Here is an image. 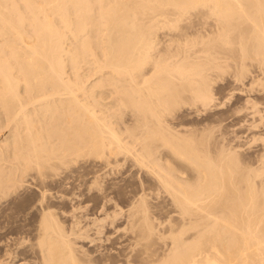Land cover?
<instances>
[{"label": "bare ground", "instance_id": "obj_1", "mask_svg": "<svg viewBox=\"0 0 264 264\" xmlns=\"http://www.w3.org/2000/svg\"><path fill=\"white\" fill-rule=\"evenodd\" d=\"M159 35H162V40L166 37L168 38L167 40L161 41ZM173 41L176 42L177 45V48L173 47V51L174 49H183L186 51L185 49L188 50L190 49L189 47H195L196 45L202 46L203 50L206 52L210 51L209 54L211 51L214 50V52H216L218 48L223 47L225 49L239 47L241 50H245L244 52L248 49L254 52V55H257L261 62L263 61L264 63V0H0V114L5 116L6 121L16 125L15 128L18 127L20 129V126L24 124L22 129H16L18 130V134L15 135L17 138L14 136V139L16 138L17 140H13V143L11 142V147H13L11 156L14 161L10 168L12 174H7L5 172L3 174V170L0 168V217L2 219L0 221H3V225L0 223V246H2L4 242L7 243V239H9L11 244H5V246H7V248L8 246L10 247L14 244L12 236L22 233L28 234L30 232L32 236L28 235L33 238L32 242L34 241L33 244L31 243L30 247H27L29 248L28 250L33 253V255L30 254L33 256L32 260H28V258L25 259L24 257L20 258L18 261L13 260V256L16 254L25 255L27 249H23V247L19 249V245H17L18 249L15 251H19L17 253L15 252L16 254L14 251L12 252L13 248H11V250L8 248L5 249L3 253L1 252L0 264H14L20 261H25L24 264L94 263L92 260L90 263L88 261L89 257L87 258L86 255L85 257L88 260L82 256L83 254H79L73 246L74 244L71 243L72 239L70 240V238H68L70 236H66L67 234L72 235L71 231H69L67 227H61V225L65 223L62 221L63 217L61 219L63 224L61 221L59 222L58 218L64 214L61 213L59 217L57 216L58 210H60L61 207L58 205L60 209L56 208L57 202L54 203L56 200H53V197H55L52 194L53 190H51L50 187V190L45 188V185L48 184L49 186L47 178L49 177L48 174L54 171L52 168L58 169L59 167L57 166H59V163L63 162L66 158H72L69 161H75L79 156V159H81V156H84V154H90V157L91 154H94L96 157L108 160L112 155L116 158L117 154H126L128 152L129 148L127 149V146L122 143L123 139L119 136L122 132L121 129H119L121 132L118 133L119 131H116V126L111 122L114 120L115 124V122L118 121L116 118L118 115L115 117L117 120L113 119L114 115L113 117L111 116V121L109 120L111 118L108 119L103 115V113L106 112L104 111L105 107H108L107 104H103L100 100L104 99L102 96L104 93L107 94H105V98L116 95V97L113 96L116 98L114 99L116 100L115 103L117 102L115 106L123 107V111L131 107L132 110H136L137 115H140V113L144 111L147 112V114H149L148 117L147 115L146 117L143 115L145 120L149 118V116L150 118H155V123L158 125L155 126V124H153L154 122L151 124L156 128H154V126H152L153 128L149 127L148 125L150 123L148 121H146L148 125L142 123V118L140 120V117L135 122L136 127L142 129L144 140L147 138L153 139L152 142L145 145L146 152L149 155L153 154L152 152L155 151L154 147L152 148L154 150L152 152L150 151L151 145L166 150L165 158L164 153H162L163 155L160 154V157L163 156L161 159L164 158L163 161L165 162H161L163 165L158 167L157 165L159 163H157L156 167L158 173L156 170L153 172L154 174H158H156V176L158 181L161 182L165 188L163 190H166L167 193L170 194L171 197L169 198L173 199L179 211V217H176L178 220L174 217L176 221L175 224L167 222L168 226L170 224L169 231L166 230L167 232L165 231L166 234L164 232V236L169 232V239H167L169 242L167 245L165 244L166 242H164V244L160 242L162 245L167 246H165V250L163 248L164 246L161 248V246H159L161 244H157L160 249L164 250L162 255H159L160 251L158 252V250L154 249L158 252L157 254V252L152 249L154 245L151 243L150 245H153L150 246L152 250L149 246L145 248L144 252L140 250L144 254L143 257L139 255L140 258L137 259L136 256L138 255L136 254L140 251H138L139 249H135L138 251L137 253H135V250V252L133 251L135 254V256H133L137 259H135L137 262H131L128 259L122 261L121 258V263L119 259H117L118 264H264V174L257 172V169L255 170V172H257L256 174L239 173L237 169L243 164L239 162L240 166L238 165L239 160L237 157V164H234L236 161L233 163V167L235 168H232L231 164L228 171H224L225 169L223 167L225 164H222L223 159L219 157L217 161V157L214 156L213 158L211 156L210 150H207V148H200L201 146L199 147V145H201V143H198L199 145L195 143L197 140L194 142V140L192 141L185 136H177V132L178 134L182 132L180 133L176 131V129L174 133L168 132L167 129L164 130L162 128L163 131L160 129L162 127H160L161 118L159 117V113L155 111L159 108L157 105L160 106L166 104L169 100L171 101L172 99L182 97L185 92L194 94L196 97L202 99V101H207L212 97L208 89L197 86L198 83L200 85L203 73L202 69L205 70L206 68L200 69L199 67H203L205 63L202 62L203 65L193 63V54H191L192 52L190 53L189 50L185 53L183 51L181 54L177 51L173 53L172 49L169 48L171 45L174 46ZM68 42L69 44H67ZM164 45L166 46L165 49L159 48ZM197 49L198 47L196 51H198ZM219 52L222 51L220 50ZM196 54L197 57L203 55H201L200 52L199 55L198 52H194L195 56L193 55V58L196 57ZM213 54L215 56V53H212V55ZM202 58L201 61L203 60ZM210 60L212 59L210 58ZM217 61L214 62L216 65ZM206 63L208 62L206 61ZM83 65H87L90 69H88V71L87 69L82 70L84 69ZM216 65H214V67ZM209 66H211V64ZM209 69L211 70L212 68ZM81 70L87 71V73L83 74ZM95 75L97 77L101 75V77L99 76L100 79L98 82L93 83L90 78L95 77ZM208 75L207 73L206 77ZM203 76H205V74ZM89 80H91L92 83H87ZM104 86H109L110 90H107V92L101 91L102 94L100 92L96 93V91H99V88L102 89ZM152 96H155L153 97L155 98L154 102ZM104 100L106 101V99ZM178 101L180 102V100ZM197 101L199 100H196V102ZM112 102L111 105L114 106V102ZM169 102L167 103L168 106H170ZM175 103L177 102L174 101V105ZM100 105L104 109H102V107V110L100 108L98 109ZM168 106L162 107L165 109L168 108ZM110 109L107 110L109 116L112 114L109 112ZM113 109L114 107L112 110ZM132 110H130V112ZM174 110L175 109H173V111ZM38 111H41L44 115H47L48 112L54 115L57 113V119L61 120V126L58 122L60 127L58 124H55L58 120L54 124L59 127L61 131H66L65 135L59 138L63 133L59 130L61 135L52 133L57 136L56 139L59 138L61 143L65 145V147L63 145L64 148L59 152L60 157L57 156L58 151H55L60 146L57 148H55V146L53 150V141L50 140L54 135L49 132L52 136L47 137L45 135V137L35 128L36 123L33 121L36 120H32L33 118L31 115L33 113L35 114V112L38 113ZM120 112L122 111L119 107V113ZM127 112H129V109ZM41 113L39 114L41 115ZM125 113L123 114L125 115ZM131 114L133 116V113ZM48 115L53 118L51 114ZM124 115H122V118ZM161 115L160 113V116ZM55 118L56 117L53 119ZM135 118H133V120ZM53 119H51V121ZM129 119L128 121H130V124H133L131 123L132 117ZM122 120L124 121V119ZM43 121L45 120L43 119ZM122 123L125 124V122ZM163 123L164 121L162 124ZM48 124H46V127L44 124L42 128L49 129V126H47ZM54 124L51 126L54 127ZM165 125L167 124L165 123ZM56 126L53 129L52 127L50 128L54 130ZM5 127H7L6 124ZM37 127L39 128V126ZM119 127H121L120 124ZM130 127H132V125ZM42 128H39V130ZM170 129L171 128H169V131ZM171 130H173V128ZM128 131L130 132L131 130H126V134ZM59 132L56 133L60 134ZM124 132L123 134L125 135ZM46 134L48 135V132ZM129 134H131V132ZM182 135H184V133H182ZM185 135L189 137L188 134L185 133ZM191 135L194 136L193 134ZM54 138L55 137H53L52 140H54ZM195 138L197 139V137ZM205 144L206 143H204V147H206L208 143ZM8 149V146L6 148H0V155L7 153L9 151ZM233 149L234 147H232V150ZM220 151L223 152L221 149ZM225 153H227V151ZM227 154H229V151ZM130 155H132V153ZM139 155L143 156L145 154ZM142 156L139 158L142 159ZM160 157L158 158L159 160ZM227 157H229V155ZM8 158H10V156ZM143 158H145V156ZM229 160L231 161V159ZM65 161L68 162L67 160ZM76 162L77 161H75V163ZM65 163L63 165H67ZM262 165L261 168L264 170V166ZM0 166L3 165L1 164ZM48 169H52V171L49 170V172H47ZM76 176L75 178L72 176V179H76ZM52 177H49L48 180H55V178H58L56 173L54 174V178ZM60 179H62V177L57 180ZM153 181L155 182V180ZM50 182V184L53 183V181ZM159 182L156 184H159ZM29 187L31 188L30 190H33V193L34 191L38 192L36 196L39 194V196H37L39 197L37 198L39 204H37V200H33L37 201L35 202L37 206L34 204L33 206L36 207H30L31 209L28 208L29 210L27 209L28 211L26 214L24 213V216L22 214L20 215V218L21 216L24 217H22L23 222L26 223L24 225H27V227L23 226V224L21 226H16V224H21L19 222L20 218L12 214V206H10L12 207L11 210L7 206H9V204L12 205L18 195H22L26 192L24 195L26 196V194L29 193V191L27 192V188L29 189ZM159 187L161 188V186ZM17 190L21 191L18 192ZM66 196L69 197L71 195ZM62 197L59 198L62 199ZM143 197L145 198V195ZM171 199L169 201H171ZM64 201L68 200L65 199ZM132 201L133 200H131V202ZM145 202H143V207H145ZM31 203L33 202L31 201ZM175 204H173V207ZM13 206L15 208L16 205L13 204ZM140 206L142 207V204ZM18 207L20 206H16L17 209ZM16 208L14 210H16ZM133 208H135V206ZM139 210V212L143 211V209L141 210L140 208ZM171 212H176L174 214H177V211L172 210ZM129 213L131 212L129 211ZM147 214L149 213H146V215ZM171 214L170 216L173 215ZM142 216L143 215H140L139 218ZM16 218H19V223H15L17 220ZM169 218L168 220H170ZM172 219L171 221L175 222ZM101 220H103V218ZM150 220L152 221V219ZM77 222L78 221H76V223ZM129 222H127L128 225L130 224ZM142 224L143 226L140 225V228L138 227V233H135L138 236L143 232L150 233V229H152L150 228L151 226L149 227L148 225L146 216ZM149 224H151V222ZM133 225L130 228L131 230L134 227ZM66 228L70 233L66 231L67 234H65L64 229L67 230ZM153 229L156 231L155 227ZM78 231L80 230L76 232ZM135 234L133 236H135ZM159 234L155 233L154 235L158 236ZM20 237H18V239ZM23 238L22 243L25 241H23ZM130 239H132V237ZM73 240L72 242L75 241ZM135 240L133 239V242ZM99 241L103 243V240L100 239ZM141 241L144 242L143 240ZM159 241H163V239ZM142 242L141 245H143ZM146 243H149L148 240ZM146 243L144 245L147 247ZM1 248L0 250H3ZM81 251H83V249ZM81 253L86 254L84 251ZM123 256L126 257L127 255ZM105 260L108 261V263L111 261L107 260V258ZM103 262L105 263V261L101 263ZM111 263L116 264L114 262Z\"/></svg>", "mask_w": 264, "mask_h": 264}, {"label": "rangeland", "instance_id": "obj_2", "mask_svg": "<svg viewBox=\"0 0 264 264\" xmlns=\"http://www.w3.org/2000/svg\"><path fill=\"white\" fill-rule=\"evenodd\" d=\"M159 37H161V38H159L161 41L167 40V38H168V37H166V38L163 37L164 39L162 40V35H159ZM173 43H174V46L171 45L169 47L170 49H172V51H173V47L177 48L176 42L173 41ZM67 44H69V42ZM165 47L166 46L164 45L163 47H159V48L165 49ZM195 47L196 48L198 47V49H197L198 51H196ZM195 47H189L190 49L192 48L194 50L193 51L191 49L192 50L191 51L190 49H188L189 52L190 53L192 52L191 54H193V55H194V52L195 53L198 52V55H199V52H200L201 55L203 54L202 55L203 58H202V56L201 57L200 56L197 57V54H196L197 59H196V57H194L195 58L194 59L193 55H192V59H193L192 62L193 63H199V64H202V62L205 63V65L202 64L203 67H199L200 69L206 67L205 70L202 69L203 70L202 78H201L202 82L200 81V85L198 83L197 86H201V87H204V88L208 89L212 97H210L208 99L209 101L207 100L208 101L207 102L206 100L202 101V99H200L199 97H196L192 93L185 92L184 93L185 95L183 94L182 97L172 99L171 101L169 100L171 102L170 103L168 101L170 106L167 105L168 102H166V104L160 105L161 107L159 105H157V107H159V108H157L155 111L159 113V117L161 118L160 127L162 126L161 128L160 127H158V128H160V129L163 128L164 130L167 129L168 132H173V133H174V130L176 129V131H179L180 133L181 132L184 133V135H182V133L178 134V132H177V136H185L186 138H188V139H190L192 141L194 140V142L197 140L195 143L196 144H198V143L200 144L201 143V145L198 144L199 147L201 146L200 148H203V149L207 148V150L211 151V156L213 158H214V156L217 157L216 160L218 161L219 157H220V159H223L222 160V164L223 165L224 164L225 165L228 164L226 166L224 165V167H223L225 169L224 171H226V170L228 171V168L231 167V164H232V168H235L233 166H234V164H237V161L239 160L238 161V165H239V162H240V164H243L241 166L239 165L241 167V169H240V167L237 169V171L239 173L242 172V173L256 174L257 172H261V174H264V170H262V168H261V165L264 164V157H262V156H264V154H263L264 153V74H263L264 73V63H263V61L261 62L259 57H257V55H254L255 53L252 52L251 50L246 49V52H244L245 50L243 51L239 47L238 48L237 47H235V48H226V49L224 47L223 48H218L217 51L215 50L216 52H214V50H213V51H211L210 54H209L210 51L209 52L204 51L203 47L200 46V45L199 46L196 45ZM180 50H181V52H180ZM185 50L188 51L187 49H185ZM220 50L222 52H219ZM247 50H248V52H247ZM169 51H171V50H169ZM175 51H177V52H179V54H181L184 50L183 49H174L173 53H176ZM186 51H184V53ZM203 51H204V53H207V54H204ZM239 52H240V56H239ZM249 52L250 53L252 52L251 53L252 56L250 55ZM212 53H215V56H214V54L212 55ZM244 53H246V54H244ZM168 54H171V53H168ZM217 55H218V57H217ZM245 56H247V57H245ZM201 58L203 59L202 61H201ZM210 58L212 60H210ZM215 58H216V60H215ZM235 58H236V60H235ZM224 59H227V60H224ZM233 59L235 60L236 63L234 62ZM195 60L196 61L200 60V61L196 62ZM217 60L219 62H221V63H219ZM206 61L208 63H206ZM215 61H217L216 62L217 65L214 63ZM209 63L211 64V66H209L210 65ZM261 63H263V64H261ZM212 64H213V66H212ZM206 65H208V66H206ZM214 65H216V66L214 67ZM85 66H86V68H85ZM83 67H84V69H82V70L87 69V71H88V69H90L87 65H83ZM209 68H212V69L210 70ZM208 69L211 72H209ZM216 69H217V71H216ZM82 70H81V72L83 74L87 73V71H82ZM205 72H207L209 74L208 75L209 77L208 76L206 77L207 73H205ZM204 74H205V76H203ZM96 75H98V74H96ZM96 75H95V77H92L93 79L89 77L92 80L93 83L94 82H98L99 79H100L99 76L101 77V75H99L98 77ZM252 76H253V78H252ZM91 80H89L87 83L91 82ZM105 88H106V90H105ZM98 90L99 91H96V93L100 92L102 94L101 91L107 92V90H110V87L109 86H106V87L104 86V88L102 87V89L99 88ZM105 94L106 93H104L102 96H103L104 99H106V101L104 99H100V100H101V102L103 104H107L108 107H105V105H104V107H105V109H104L102 107L103 106V104H102V106L100 105L98 107V109L99 108L101 109V107H102V109H104V111H106L105 112L106 114L103 113V115L106 116L108 119L111 118V116L113 117V115H114L113 119H115V120L118 119V121H116L115 124H114V120H112V118L109 119V120L110 121L112 120L111 122H113V125L116 126L115 127L116 131L117 130L119 131V129H121L122 132L121 131L118 132V133L121 132L119 136H121L120 138L123 139L122 143L127 146V149L129 148L127 153L128 154L132 153V155L129 154V156H128L127 153L126 154H123V153L117 154L116 155L117 159L112 155L109 158L110 160H112V161H110L109 159L107 160L105 158L96 157L94 154L93 155L91 154V157L89 156L90 154H84V156L82 155L83 157L81 156V159H79L80 158V156H79L77 158V160H75V161H77L76 163H75V161H69L72 158H66V159H64L63 162L59 163V166H57V167H59L58 169L57 168H55V169L52 168L54 171H52V169H48L47 170V172H49V170L52 171V172L50 171L51 173H49L51 175L48 174V176L50 178L52 176H53L52 178H54V174L55 173H56L58 178H55V180L54 179L53 180L52 179L48 180V178H49L48 177L47 178V183H49V186H48V184L47 185L44 184V185L46 186L45 188L49 189V187H50V189L53 190L52 191L53 193L52 192L51 193L53 194V196H55V197H53L54 198L53 200H56L54 203L57 202L56 208L60 209V207H61V209H60L61 211L58 210V215H57L59 217L61 215V213L64 214L63 216L61 215L58 218L59 222H60L62 217H63L62 221L65 224H63L62 221H61V223L63 224V225H61V227H63V228L67 227L69 229V231H71V234H72V235L67 234V233H70V232L66 228L67 230L64 229L65 234H67L66 236L68 237V235H69L70 237H68V238H70V240L71 239L75 240V241L73 240L75 243L72 242V240H71V243L74 244L73 246L79 252V254H81V255L83 254L82 256L85 259H87L89 257V260L88 259L87 260L90 263L92 261H94V263L92 262L91 264H105V263L106 264H113L111 262H114V263L118 264L117 259H119V262H120L121 258H122V261H125V260L128 259L131 262L132 261L137 262L136 260L138 258H140V256L143 257L144 254L142 252H144L145 248H148V246L150 248V246L154 245V248H152V247L151 248L153 250L154 249L158 250V252L160 251L161 253L159 252V255H162L164 253V250L167 247L166 245L169 242V240L167 241V239H169V235H168L169 232L167 233L166 236H164V235L166 234L167 231H169L168 229H169L170 224H172V223L175 224L176 223L175 219L178 220V218H176V217H179V213H178L179 211H178V207L174 203L173 199L169 198V197H171L170 194L167 193L166 190H163L165 188L163 187L161 182L158 181V178L156 176V174L158 173L157 167L163 165L161 162H163V163L165 162L163 160H164V158L166 156V150H164V148H156L155 146L151 145L150 151L152 152L155 149V151H153L152 153L155 154V155L157 154V155L156 156L153 155V154H151L152 156L149 155L146 152L145 145L147 143L152 142L153 139L152 138H147L146 140H144V133H142V129L140 127H136V123L135 122H136V120L139 117H140L139 118L140 120L142 118V121H141L142 123L148 125V122H149L150 123L148 125L149 127L154 126L153 124H155V126L158 125L157 123H155L156 122L155 118L154 117L150 118V116H149V118H146V120H145V118H143V115H144V117H146V115L148 117L149 114H147V112H145V111L142 112V113L138 112V113H140V115L139 114L137 115L136 110L133 109L134 110L133 111L131 107L124 109V111L126 112L125 113L123 111V107L117 106V105L115 106V104H117V102L115 103L116 100H114V99H116V98H114L113 96L116 97V95H113V96H111L109 98H105L106 95H107V94L106 95ZM153 97H155V96H152V100L154 102L155 98H153ZM194 97H195V99H194ZM111 98H112V101L114 100L113 101L114 102V104H113L114 106L111 105V102H112ZM178 100H180L181 103ZM196 100H199V101L196 102ZM174 101L177 102V103H175V105H174ZM153 104H155V103H153ZM176 104H177V106H176ZM181 104H183V105H181ZM162 106L163 107L164 106H166V107L168 106V108L164 109ZM113 107H114V109L112 110ZM119 107H120V110L122 111V112H120L121 115L119 113ZM109 109H110L109 112L112 113L110 116H109V113L107 111ZM128 109H129V112H127ZM173 109H175V110L173 111ZM130 110H132L133 112L132 111L130 112ZM161 110H162V112H161ZM104 111H102V112H104ZM135 112H136V114L134 115ZM39 113H41V111L40 112L38 111V113L35 112V114L33 113L32 115H34L35 117L31 115V117L33 118L32 120H34V119L36 120V121H33V122L36 123L35 128H36V130L38 129L37 131H40L44 136L46 135L47 137L48 136H52L54 134L61 135V132H63L64 134L62 133V135L59 136V138H62L65 135L66 131H61L60 128H59L61 126V120L57 119V117H58L56 115L57 113H55L56 116L54 114L50 113V112H48L47 115L46 114L44 115L42 113L40 115ZM123 113H125V115ZM131 113H133V116H132ZM160 113L162 114L161 116H160ZM163 113H164V116H163ZM48 114H51V116L53 118L54 117H56V118L53 119ZM122 115H124L123 118H122ZM45 116H47V117H45ZM131 117H132L131 123H133V124H130V121H128V119L131 118ZM39 118L40 119L43 118L45 121H43V119L40 120ZM120 118L124 119V121L122 119H120ZM133 118H135V119L133 120ZM51 119H53L55 121H53V120L51 121ZM149 119H152V120H149ZM37 120H38V122H37ZM119 120H120V122H119ZM56 121H57V123H55ZM146 121H148V122H146ZM163 121H164L163 124L165 125V123H166L167 125L164 126L162 124ZM39 122H41V123H39ZM43 122H45V123H43ZM51 122H53V123H51ZM58 122H59L60 126H59ZM118 122H119L121 127H119ZM122 122H125V124H123ZM38 123H39V125H38ZM48 123H50V124H48ZM54 123L56 125L58 124L59 127H57ZM151 123H153V124H151ZM5 124H6L7 127H5ZM44 124H45V127H46V124H48L47 126H49L48 127L49 129H47V128L44 129V127L42 128V126ZM53 124H54V127L56 126V128H57V129L55 128L56 131H55V129L52 130L54 127L51 126V125H53ZM129 124H130V126L132 125L133 128L130 127ZM12 125H13V123H9L8 121H6L5 116L3 114H0V148H6L7 146L9 147V149H8L9 153L7 152V153H4L3 155H0V158H1L0 159L1 160L0 161V165L1 164L3 165V166H0V168L3 170V174H4V172L7 173V174H12V172H11L12 170H10V168L13 165L14 161L12 160V156H11L12 155V151H13L12 150L13 147H11V146H12L13 140H17L16 139L17 137L15 135L18 134V130H16V129H19L18 127L15 128L16 125H13L14 127ZM125 125L126 126L128 125V126L126 127ZM10 126L12 127V129H11ZM23 126H24V124H22V126H20V129H22ZM37 126H39V128H42V129L39 130V128ZM122 126H125V127H122ZM155 126H154V128H156ZM9 127H10V131H9ZM50 127H52V129ZM169 128H171V129L173 128V130L170 129V131H169ZM135 129H136V131H135ZM163 129H162V131H163ZM48 130H50V131H48ZM58 130L61 131V132H59ZM126 130H131L130 131L131 134H129L130 133L129 131L126 134ZM12 131H14V132H12ZM176 131H175V135H176ZM47 132H48V135L46 134ZM49 132L51 134L52 133H54V134L51 135ZM56 132H59L60 134H58ZM123 132L127 136H125L123 134ZM185 133L188 134L189 137L187 135H185ZM10 134L12 135L13 138L11 137ZM132 134H134V135H132ZM191 134H193L195 137H197V139L194 136H192ZM14 136L16 137L15 139H14ZM134 136H136V137H134ZM53 137H55L54 140H56V141L52 140ZM56 137L57 136L54 135V136H52L50 138V140L53 141L52 142L53 150L60 146L59 148H57L55 150V151H58L57 152V156L60 157L59 152L65 147V145L63 143H61L59 138H57L58 139L57 140ZM124 137H126V138L128 137V138L126 139ZM132 140H134V141H132ZM6 141H7V143H6ZM44 141H45V138H44ZM58 141H60V142H58ZM9 142H10V144H9ZM125 142L126 143L128 142V143L126 144ZM129 142H131V143H129ZM204 143H206V144L208 143L207 144L208 146L205 144L206 147H204ZM56 144H58V145H56ZM63 145H64V147H63ZM153 147H154V149H152ZM232 147H234L233 150H232ZM157 149H160V150H157ZM220 149L223 150V152L220 151ZM134 151H137V152H134ZM224 151L225 152L227 151V153L229 151V154L225 153ZM140 152H142V153H140ZM138 153L139 154H145V155L142 156V155H139ZM162 153L165 154L163 159H161L163 157ZM160 154H162L161 155L162 157H160ZM231 154H232V156H231ZM228 155H229L230 158L227 157ZM9 156H10V158H8ZM141 156H142V159L139 158ZM144 156H145V158L147 157L146 158L147 162H152V163H147L145 161V158H143ZM158 156L160 157V160L158 159L159 158ZM236 157L238 158V160H236ZM96 158H97V160H96ZM83 159L84 160L87 159V160L84 161ZM137 159H138V161H137ZM229 159H231V161ZM65 160H67L70 163L66 162ZM154 160L155 161L159 160V161L155 162ZM235 161H236V163H234ZM64 163L67 164V165H63ZM143 163H144V165H143ZM157 163H159V164L157 165ZM147 164H148V166H147ZM153 164H154V166H153ZM68 165H70V166H68ZM151 165H152V167H151ZM156 165H157V167H156ZM246 165H248V166H246ZM262 166H264V165H262ZM4 167H6V168H4ZM146 167L149 168V169H147ZM248 168H251V169H248ZM150 169L152 170V172H151ZM58 170H60V171H58ZM155 170L157 172L156 174H154ZM229 170H232V169H229ZM255 170L257 172H255ZM53 172H54V174H53ZM77 172H78V174H77ZM72 176L74 178L76 176L78 179L77 178L76 179H72ZM61 177H62V179L57 180V179H59ZM67 177H68V180H67ZM69 177H70V179H69ZM152 179L155 180V182ZM50 181H53V183L50 184L51 183ZM70 181H76V182H70ZM158 182H159L160 185L156 184ZM23 185H24V183H23ZM25 185H26V183H25ZM159 186H161V188ZM30 189H31L30 187H29V189L27 188V192L29 191L30 194L28 193V194H26V196H24L26 192L24 194H22L26 198H24L20 194L21 196L18 195V197L15 198L16 202H15V200L13 201L14 202L13 204H15L16 206H20V207H18L19 211L16 208V206H15V208H16L17 211L14 210L15 208H14L12 203H11L12 205L9 204V206H7L10 210L13 207V210L16 211V212H14L13 210H11L12 214L13 215L15 214L14 216H17V217L19 216V218H20L21 214L23 216L26 214V212L29 210L28 208H30V207L32 208V207H36L37 206L35 204V202L38 201L37 204H39V200L37 199V198H39V197H37V196H39V194L36 196V194L38 192L34 191V193H33V190H30ZM17 191L19 192L21 190H17ZM31 193L34 194V197H33V194H31ZM54 193H55V195H54ZM60 193H61V196H60ZM166 193H167L168 196L166 195ZM63 194H64V196H63ZM142 194L145 195V198L143 197L144 195H142ZM29 195H30V200H29ZM66 195H71V196L67 197ZM138 195L139 196L141 195V196L139 197ZM161 195H163V196H161ZM19 197H21V198H19ZM59 197H62V199L59 198ZM138 197H139V200H138ZM146 197H147V199H146ZM141 198L143 199V201H142ZM65 199L68 200V201H64ZM144 199H145L146 202L144 201ZM170 199L173 202L169 201ZM33 200H37V201H33ZM131 200H133V201L131 202ZM136 200H137V202H136ZM31 201L33 203H31ZM63 202L65 203V205H64ZM143 202H145V207H143L144 206ZM27 204H29V205H27ZM34 204L36 206H33ZM141 204H142V207L140 206ZM173 204H175L176 207L175 206L173 207ZM58 205L60 207H58ZM114 205H117V206H114ZM133 205L135 206V208H133L134 207ZM137 205H139V206H137ZM10 206H12V207H10ZM146 207H148V208H146ZM8 208H6V209H8ZM139 208L141 210L143 209V211L139 212L140 211ZM129 209H131V210H129ZM135 209H137V210H135ZM147 209H148V211H147ZM22 210H23V213H22ZM56 210H55V212H56ZM133 210H135V211H133ZM172 210L173 211H177L178 216H177V214H174L176 212H174V213L171 212ZM129 211L131 213H129ZM94 212H96V213H94ZM17 213H19V214H17ZM116 213H118V214H116ZM128 213H129V216H128ZM139 213H142V214H139ZM146 213H149V214H147L149 216H147ZM170 214L173 217L170 216ZM117 215H119V216H117ZM140 215H143L144 217L146 216V220L148 222V225H149V227L151 226L150 228H152V229H150V233L151 234L149 232H143L142 234H140L142 239H141L140 236L135 234V233H138L137 232L138 227L140 228V225L143 226L142 223H143L144 217L142 216L141 218H139ZM23 216H21L20 221H19V218H16L17 220H16L15 223H19V222L21 223V224H16V226L17 225L21 226L23 224V226L27 227V225H24L26 223L23 222V218H24ZM135 216L141 220V223H140V220L137 219ZM112 217H113V219H112ZM169 217H171V218H169ZM174 217H175V219H174ZM102 218H103V220H101ZM133 218H134V220H133ZM168 218L170 220H168ZM129 219L132 220V221H130ZM150 219H152V221ZM166 219H167V221H166ZM171 219L173 221H175V222H172ZM0 220H2L1 217H0ZM76 221H78V222L80 221L79 224H78V222L76 223ZM2 222L3 221H0V223L3 225ZM127 222H129L130 224L128 225ZM150 222H151L152 225L149 224ZM167 222L170 223L169 226H168ZM70 224H72V225H70ZM132 225L135 227V228L133 227L134 230L130 229L132 227ZM153 226L155 227L156 231H154V229H153L154 227ZM165 226H167V227H165ZM123 227H124V229H123ZM162 227H165V228H162ZM77 230H80V231L76 232ZM135 230H136V232H135ZM66 231H67V233H66ZM116 231H117V233H116ZM153 231H154V233H153ZM164 232H165V234H164ZM132 233H133V235L135 234V236H133ZM144 233H145V235H144ZM148 233H149V235H148ZM155 233L156 234L160 233L159 234L160 236L159 235L158 236L154 235ZM25 234L26 233H24V234L22 233V234H18V235L12 236L13 239H14L13 240L14 244H12L10 247L8 246V248L10 250H11V248L14 249V250L12 249V252L14 251V253H15L16 252L15 250H17L18 248L22 249V247H23V249H26L27 247L31 246V243L33 244L34 241L32 242L33 238H31V236H32L31 233L30 232L28 233L31 236H29L28 234H26V236H25ZM146 234H147V236H146ZM104 236H106V237H104ZM18 237H20L19 239H21V240H19ZM27 237H29V238H27ZM131 237H132V239H130ZM151 237H153V238H151ZM15 238H16V242H15ZM22 238H23V241L25 240L26 242L24 241L22 243ZM30 238H31V240H30ZM26 239H28V240H26ZM100 239L103 240V243H102V241L101 242L99 241ZM133 239L134 240L136 239L134 241L136 243L133 242ZM154 239H155V242L156 241H158V242L155 243ZM162 239H163V241H159V240H162ZM7 240H8L7 243L4 242L3 245L0 246V248L2 247L1 249H3V250H0V254H2L5 249H8L7 246H5V244H7V245L11 244L10 243L11 241L9 239H7ZM141 240H143L145 243L148 240L149 243H146L147 247L144 245L145 243L142 242ZM17 241L18 242L21 241V242L18 243ZM141 242L143 243L144 246L141 245ZM160 242H162L163 244H164V242H166L165 243L166 245H162V243H160ZM28 243H29V246H28ZM151 243L153 245H150ZM158 243H160L161 245H159ZM26 244H27V246H26ZM155 244L156 245L158 244L159 246H161V248H162V246H164L163 247L164 250L160 249V247L158 245L156 246ZM17 245H19L18 248H17ZM136 247H139V248H136ZM28 249L29 248L26 249L25 255L16 254L19 251L18 250L15 253L16 255L13 256V260L18 261V260H20V258H23V257L25 259L28 258V260H32L33 256H31L30 254L33 255V253L31 251H29ZM82 249H83V251L86 254L81 253V252H83V251H81ZM135 249H137V250L139 249L138 251L141 250L142 252L140 251L141 253L140 252L137 253L138 251L135 250ZM156 250H154V251H156ZM133 251L135 253H137L136 254V255H138V256H136L137 259L134 257L135 254H134ZM29 252H31V253H29ZM158 252H157V254H158ZM85 255H86L87 258L85 257ZM123 255H125V256L127 255V256L124 257ZM130 256L131 257L133 256L134 258L133 257L131 258ZM29 257H30V259H29ZM106 258L109 261L111 260L110 263H108V261L105 260ZM102 261H105V263L104 262L101 263ZM24 263H25V261H20L19 263L15 262L14 264H24Z\"/></svg>", "mask_w": 264, "mask_h": 264}]
</instances>
